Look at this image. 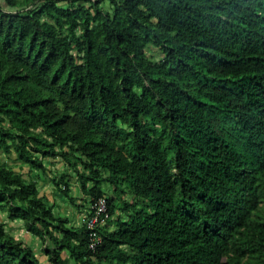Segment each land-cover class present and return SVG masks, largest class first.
Masks as SVG:
<instances>
[{
  "label": "trees",
  "instance_id": "1",
  "mask_svg": "<svg viewBox=\"0 0 264 264\" xmlns=\"http://www.w3.org/2000/svg\"><path fill=\"white\" fill-rule=\"evenodd\" d=\"M2 211L48 264H264V0H0ZM0 264H42L1 218Z\"/></svg>",
  "mask_w": 264,
  "mask_h": 264
},
{
  "label": "rangeland",
  "instance_id": "2",
  "mask_svg": "<svg viewBox=\"0 0 264 264\" xmlns=\"http://www.w3.org/2000/svg\"><path fill=\"white\" fill-rule=\"evenodd\" d=\"M9 163H12L11 160H8ZM44 165L47 166V175L53 176L55 174L65 173L66 165L58 160H46ZM22 167H19L20 170ZM70 194L76 198L77 206H73L69 199L63 195L62 192L57 190L54 187V184L42 176L39 179V190L42 195H44L50 204H53L54 212L60 214L64 217H67L70 225L80 226L82 223V217L86 213L85 210L89 209V202L85 201V195L79 189V183L75 175L70 171ZM36 174L35 171H32V175ZM85 203V205H83ZM0 218L4 222L5 228L11 232V234L16 239H21L25 244L29 245L38 256L42 264H48L44 258V255L41 253V239L36 235L29 233L24 228L20 220H10L6 217L5 212H0ZM66 255H64L65 257ZM66 258V257H65ZM67 264H72L71 261H67Z\"/></svg>",
  "mask_w": 264,
  "mask_h": 264
},
{
  "label": "built area",
  "instance_id": "3",
  "mask_svg": "<svg viewBox=\"0 0 264 264\" xmlns=\"http://www.w3.org/2000/svg\"><path fill=\"white\" fill-rule=\"evenodd\" d=\"M106 210V201L104 198H100L93 206V214L90 217H85L84 223L86 226L93 230L96 226L104 224L108 217ZM98 241L99 237L95 231H92L90 247L94 248Z\"/></svg>",
  "mask_w": 264,
  "mask_h": 264
}]
</instances>
